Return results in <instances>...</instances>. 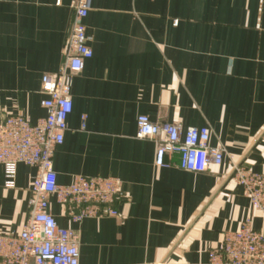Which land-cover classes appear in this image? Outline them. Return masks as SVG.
<instances>
[{"label":"crops","instance_id":"1","mask_svg":"<svg viewBox=\"0 0 264 264\" xmlns=\"http://www.w3.org/2000/svg\"><path fill=\"white\" fill-rule=\"evenodd\" d=\"M76 0H0V117L33 123L43 74L63 59ZM92 57L73 77L72 110L53 151L57 183L74 175L116 177V217L71 222L54 197L49 211L78 236L79 264H208L222 234L251 211L232 165L264 171V0H92L84 19ZM209 129L221 165L205 172L154 162L136 118ZM35 168L19 164L15 186L0 166V232L29 213Z\"/></svg>","mask_w":264,"mask_h":264},{"label":"built area","instance_id":"2","mask_svg":"<svg viewBox=\"0 0 264 264\" xmlns=\"http://www.w3.org/2000/svg\"><path fill=\"white\" fill-rule=\"evenodd\" d=\"M91 2L76 0L61 65L56 72L41 76L40 91L44 97L40 105L45 115L34 123L19 113L0 117L4 186H15L19 164L35 168L26 221L17 233L0 232V264H79L77 233L57 223L49 211L50 197L73 223L118 216L115 202L122 196L120 179L79 174L69 184L61 185L52 168L53 151L63 142L66 119L72 110L73 77L92 57L84 26ZM136 137L154 142L157 166H167L165 158L175 155L178 167L201 173L223 161L224 149L209 145L206 126L184 128L179 122L157 123L147 115H139ZM232 179L242 187L250 210L258 213L264 223V171L254 172L233 164ZM208 264H264V234L254 228L251 213L237 229L222 234L220 242L209 250Z\"/></svg>","mask_w":264,"mask_h":264}]
</instances>
